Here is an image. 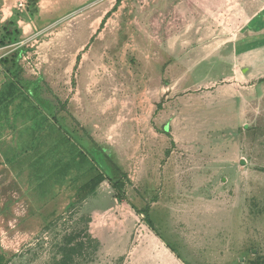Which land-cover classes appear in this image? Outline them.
<instances>
[{
  "label": "rangeland",
  "instance_id": "rangeland-1",
  "mask_svg": "<svg viewBox=\"0 0 264 264\" xmlns=\"http://www.w3.org/2000/svg\"><path fill=\"white\" fill-rule=\"evenodd\" d=\"M18 47L93 162L0 160V264H185L168 240L264 264V0H0V58Z\"/></svg>",
  "mask_w": 264,
  "mask_h": 264
},
{
  "label": "trees",
  "instance_id": "trees-1",
  "mask_svg": "<svg viewBox=\"0 0 264 264\" xmlns=\"http://www.w3.org/2000/svg\"><path fill=\"white\" fill-rule=\"evenodd\" d=\"M26 51L27 49L18 47L0 58V68H2L6 78V83L0 90V125L3 127V123H10L12 116L15 123L9 126L17 132L18 117L23 115L25 126L20 131V137L16 135L17 144L8 149H3L7 164L14 168V163L17 164L19 159L23 162L33 160L32 165L37 166L36 176L40 178L54 171L68 154L70 161L63 163L61 167V172L64 175L75 167L86 170L85 165L93 162V159L60 124L52 111L51 104L42 101L38 96V83L24 80L22 77L23 69L20 61ZM45 129L46 131L42 133ZM25 131L30 134L27 141L22 140ZM40 136H44V138L40 140ZM24 153L26 154L21 158L20 155ZM50 160L53 163H49ZM96 164L102 170L97 162ZM105 178L111 181L112 186L117 191L118 198L125 200L127 198L124 193L125 183L107 177L106 172L102 170L100 180ZM70 257V254L66 251L63 258L57 261L56 264H68Z\"/></svg>",
  "mask_w": 264,
  "mask_h": 264
},
{
  "label": "crops",
  "instance_id": "crops-1",
  "mask_svg": "<svg viewBox=\"0 0 264 264\" xmlns=\"http://www.w3.org/2000/svg\"><path fill=\"white\" fill-rule=\"evenodd\" d=\"M2 74H3V72H2ZM5 83H6V78L0 86V90L3 88ZM0 156H1L0 157L1 162L3 159V161L5 163L6 162L5 158H4L5 155L3 154V149L1 151V148H0ZM174 241L168 240V242L170 243V244H168V246L170 248L168 246H166L168 248V250H166L167 251V253H166L167 258H169L168 260H171V262H173V263H175V260L177 261L179 259L182 263H185V264H245L246 263V261L244 260L245 257L244 258L239 257V255L241 253V246H242L241 240H239L240 245L238 246V249H235V251H226L227 253H224L225 255H223L222 253L219 254L218 251L213 252L212 253V254H214L213 257H216L215 260L210 259L208 261H202L204 259V257H202L201 255H198L199 257L198 256H194V257L192 256L191 259L186 258L187 255L185 256L182 254L183 251H180L177 248V245ZM231 241L237 242V241H235V239H231Z\"/></svg>",
  "mask_w": 264,
  "mask_h": 264
}]
</instances>
